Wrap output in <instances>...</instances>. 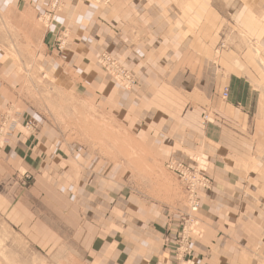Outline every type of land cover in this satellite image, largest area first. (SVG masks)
<instances>
[{
	"label": "crops",
	"instance_id": "1",
	"mask_svg": "<svg viewBox=\"0 0 264 264\" xmlns=\"http://www.w3.org/2000/svg\"><path fill=\"white\" fill-rule=\"evenodd\" d=\"M47 3L0 0V12H39ZM263 8L264 0H113L108 7L95 0H65L64 18L50 24V32L63 25L72 29L70 57L77 69L68 78L73 82L68 91L114 112L110 117L123 114L152 165L187 167L188 158L205 157L212 186L198 195L194 217L202 232L191 241L194 264H264V125L253 111L255 90L236 67H244L248 56L217 51L229 29L251 42L260 38L262 27L251 16ZM47 40L48 45L53 41L50 35ZM102 52L131 71L137 87L121 91L98 70L95 61ZM6 63L0 51L1 79L9 74ZM203 115L211 122L203 124ZM22 142L28 143L16 141ZM29 149L22 162L14 158L31 170L26 159H37L44 150ZM77 149L80 164L87 151L82 145ZM88 153L89 167L79 165L78 184H70L71 169L63 179L68 185L61 188L63 203L92 232L79 253L72 251V264H169L164 244L173 245L178 230L174 225L167 232L166 218L182 206L169 205L177 195L139 199L127 194L118 202L117 168H102L97 155ZM167 184L160 181L164 189ZM103 191L109 193L103 196Z\"/></svg>",
	"mask_w": 264,
	"mask_h": 264
},
{
	"label": "rangeland",
	"instance_id": "2",
	"mask_svg": "<svg viewBox=\"0 0 264 264\" xmlns=\"http://www.w3.org/2000/svg\"><path fill=\"white\" fill-rule=\"evenodd\" d=\"M95 1L108 7L113 0ZM64 3L65 0H48L47 6L39 12H0V51L9 71L5 79L0 78L1 94L5 98L0 100V263L72 264L75 261L76 253L72 251L79 253L78 248L88 244L92 232L78 219L76 211L63 203L67 200L63 201L61 188L68 185L63 179L71 169L70 184H78L79 165L89 167L90 150L97 155L102 168H117L118 202H125L127 194L139 199L157 198L169 192L177 195V201L169 202V205L173 208L179 204L182 206L167 212L166 218V230H172L176 225V241L173 245L164 244V250L169 253V264H178L183 230L186 228L190 232L187 233L190 249L192 239L201 236L202 230L194 215L200 206L198 195L212 186L207 175V161L201 155L188 158L191 164L187 165L188 169H198L209 181L208 188H195L198 208L192 214L187 202L188 189L194 182L189 181L187 188L165 164L152 165L147 151L135 139L136 129L125 125L123 114L115 112L118 113L117 118L110 117L109 114L114 112L97 109L89 100H80L71 89L68 91V87L73 85L68 78L77 69L76 62L70 57L72 29L63 25L53 28L52 32L49 30L57 16L64 18ZM263 17L264 8L258 15L251 16L253 22L262 27L257 33L260 38L256 41L251 42L244 36L238 38L229 29L225 37L221 35V41L225 39L223 43L219 42L217 51L227 48L225 52L248 56L244 67H236L241 74L243 70L246 72L255 90L256 106L253 111L264 125ZM49 35L53 40L50 45L47 40ZM95 66L111 78L119 90L128 91L137 87L138 82L132 72L111 54H99ZM209 122L211 120L207 115H203L202 123ZM44 123L46 127L42 126ZM46 130L48 132L42 135L41 132ZM41 138L45 141L39 142ZM21 139L28 143H16ZM35 145L44 151L37 159L27 158L26 163L31 170L25 169L15 158L18 156L22 162L21 157ZM67 145L73 149L69 153L65 149ZM78 145L87 151L86 159H80V164L76 159ZM159 170L160 175L157 173ZM151 180L152 185L149 183ZM160 181L168 183L165 189ZM127 185L132 191L127 190ZM107 193L103 191L102 195ZM19 199L22 206L15 211ZM190 215L196 220L193 228H190L193 222L187 221ZM181 260L194 264L192 249L189 253L183 252Z\"/></svg>",
	"mask_w": 264,
	"mask_h": 264
},
{
	"label": "built area",
	"instance_id": "3",
	"mask_svg": "<svg viewBox=\"0 0 264 264\" xmlns=\"http://www.w3.org/2000/svg\"><path fill=\"white\" fill-rule=\"evenodd\" d=\"M222 98L223 99L227 98V89L224 90ZM167 168H168L169 171H172V172L174 171L175 174L180 179V181L185 183L187 188H188L189 181L194 182V183H192V185L188 189V191H189V199H188L187 204H188L189 209L192 212V214L195 213L197 211V208H198V202H197V199L195 197L194 190H195V188L197 186L208 188L209 187V181L205 177H203V175L201 174V172L198 169H195V170L191 171V170L188 169V167H185L182 164H177L175 162H172L171 164H169L167 166ZM187 221L193 222L191 224L190 228L195 227L193 225H194V222H196V220H194L193 217H191V215L189 216ZM188 232L189 231H187V229L185 228L183 230V232L181 233V238H180L181 241L179 243L180 247L178 249L179 254H180L179 263L178 264H193L192 262L185 263V262H183L181 260L183 252L189 253V251H191L190 246H189L190 243L187 240V233Z\"/></svg>",
	"mask_w": 264,
	"mask_h": 264
},
{
	"label": "bare ground",
	"instance_id": "4",
	"mask_svg": "<svg viewBox=\"0 0 264 264\" xmlns=\"http://www.w3.org/2000/svg\"><path fill=\"white\" fill-rule=\"evenodd\" d=\"M263 19H264V17H263ZM263 19H262V20H263ZM263 21H264V20H263ZM260 107H261V106H260ZM104 132H105V131H104ZM196 239H197V238H196ZM0 260H1V259H0ZM0 264H1V263H0Z\"/></svg>",
	"mask_w": 264,
	"mask_h": 264
}]
</instances>
